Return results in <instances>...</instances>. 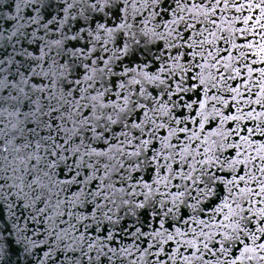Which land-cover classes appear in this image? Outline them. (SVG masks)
Masks as SVG:
<instances>
[{
	"label": "clouds",
	"instance_id": "clouds-1",
	"mask_svg": "<svg viewBox=\"0 0 264 264\" xmlns=\"http://www.w3.org/2000/svg\"><path fill=\"white\" fill-rule=\"evenodd\" d=\"M41 3L56 19L63 18L61 4L68 8L69 20L63 29L41 18ZM178 3L0 0V264H162L153 259L149 247L158 239L150 227L156 213L171 208L177 217L183 208L197 218L213 216L216 168L209 173L197 151L208 158L220 156L221 163L224 154L210 142L211 152L200 149L198 143L189 152L185 146L194 140L181 136L172 138L166 151L163 144H156L153 155L160 152L165 158L154 162L142 142L156 143L153 129L161 123L171 124L179 135L180 125L173 124L170 108L174 105L175 112H180L184 107L180 100L188 103L180 96L159 107L163 97L158 94L168 91V81L175 84L174 77L179 75L180 58L173 47L180 40L169 21ZM80 26L82 35L91 30L108 43H100L90 57L97 61L92 66L96 74L89 71V78L77 84L83 63L77 59L80 54L69 50L72 44L67 40L65 46L53 40ZM38 44H43V53L30 57L28 49ZM101 58L106 65L99 64ZM134 61L141 62L140 69L132 63L124 74ZM157 63L162 67L146 75L147 68ZM101 67L105 71H99ZM33 80L42 84L33 88ZM138 104L150 105L144 117L148 127L137 130L128 123L125 128V121L136 120ZM122 131L126 135H120ZM193 131L198 132L195 125ZM187 155L201 163L192 165L196 171L191 172V182L181 181L175 191L174 180L168 179L165 185L168 173L150 171L154 164L157 169L161 164L183 165ZM69 176L70 182L61 183ZM149 176L158 182L145 183ZM215 192L220 195L218 188ZM97 203L95 214L84 219L88 206ZM217 230L211 225L205 229L209 234ZM145 238L151 241L147 247H143ZM249 255L252 259L244 264H264V251ZM209 264H226V259L209 257Z\"/></svg>",
	"mask_w": 264,
	"mask_h": 264
},
{
	"label": "snow or ice",
	"instance_id": "snow-or-ice-1",
	"mask_svg": "<svg viewBox=\"0 0 264 264\" xmlns=\"http://www.w3.org/2000/svg\"><path fill=\"white\" fill-rule=\"evenodd\" d=\"M60 7L63 9L62 19L54 18L53 13L48 11L46 3H41L38 9L42 13L41 18L57 30L63 29L69 20L68 8H65L63 4ZM254 8L259 9L260 16L252 27L258 26L264 29V23H261L264 20V2L245 4L239 3L238 0H179L178 11H173L169 16V21L173 25L172 30L180 40V44L173 47V52L180 58V67L179 75L174 77L175 84L169 80L168 91L158 94L163 97L159 107L163 108L165 104H172L180 96H185L188 103L185 104L184 100H180V103L184 105L180 112H175L174 105L170 108L173 113V124L180 125L179 135L171 124L161 123L153 129V139L156 143L147 139L142 141L148 145L144 151L148 152L154 162L158 157L164 160L163 153L156 152L153 155L156 144H163L166 151L171 146L172 138L179 139L184 136L189 140H194L193 143L185 146L189 152L196 148L197 143L200 149L211 152L212 149L207 147L210 142L215 146L216 152L225 156L221 163L220 156L213 155L208 158L201 151H197V155H201V161L208 165L209 173H212L213 166L216 168L215 173H212L214 176L213 196L216 197L212 204L213 216L206 217L201 214L197 218L183 208L180 209L181 214L177 217L172 216L173 209L171 208L164 213H156L154 216V223L150 225L151 234L158 239L149 247L159 249L158 256L163 253L170 261L175 260V264H196L197 261L201 264H209V257L216 259L220 256L225 257L226 264H244L246 259H252L249 253L264 251V142H260L264 141V112L257 113L255 109L245 112L240 107L241 103L264 105V84L260 85L261 95L255 101H245L240 87L228 85L229 80L235 81L241 76V67H237V64L247 70L248 77H252L253 72L259 71L260 77L264 78V68L257 70L245 63L248 60L247 52L254 48L256 49L255 54L259 57L256 62H264V44L236 42L237 33L247 35L249 31L247 25L253 19L252 15L232 19H225L221 16L219 23L214 19L217 10L228 12L235 9L237 12H243L247 9L251 13ZM241 19L246 27L237 28L235 21ZM83 32L84 29L80 26L72 34L66 33L64 38L53 40V43H59L61 46H65V40H67L72 44L69 50L80 54L77 59H82L83 63L79 75L75 78L77 84L81 79L89 78V71L93 76L96 74V69L92 66L96 65L97 61L90 57L100 43L103 45L108 43L107 40L101 41L99 34L94 35L91 30L82 35ZM81 40L85 43L80 44ZM94 40L97 43H93ZM221 43L229 47L221 49L219 47ZM181 47L184 49L183 52H181ZM209 49H215V51ZM42 53L43 44L28 49L30 57ZM132 63L135 64L136 70L140 69V61L130 62V68L125 69L124 74L131 69ZM99 64L106 65L107 60L101 58ZM144 64L146 66L147 61ZM161 67L158 63L154 64L153 67L147 68L146 75L154 73ZM99 71L103 72L105 69L101 67ZM224 73H229V75L226 76ZM12 79L15 80L16 77ZM38 83L42 84V81L33 80L32 87H37ZM244 83L247 85L248 81ZM189 89L192 90L191 94H188ZM3 90H7L6 85ZM169 96H171V101L168 99ZM149 107L150 105L147 104L136 105L139 109L136 120L125 121L124 127L132 123L134 129L140 130L142 126L147 128L149 121H146L144 117L147 116ZM233 107L236 109L234 113L232 112ZM177 117H184V119L180 120ZM244 121L251 122L252 126L249 127L247 123H243ZM194 125L200 131H193ZM165 130L166 134H164ZM188 132H192V137H187ZM120 135L123 136L126 133L122 131ZM184 161L183 165L173 163L170 167L161 164L159 169L154 164L150 171L168 173L165 185L168 179L174 180L173 191H175L181 181L191 182V172L196 171L192 165L201 163V161H196L192 155L185 156ZM172 171L176 172L175 176L171 175ZM185 172H189V175H185ZM71 179V176L64 177L61 183H68ZM81 179L84 178L81 177ZM93 179L95 180V177ZM149 180L158 182L152 176L145 178L144 182L147 183ZM217 188L220 190L219 196H216L215 189ZM98 207V203L90 204L84 219L95 214ZM230 210L236 211L229 215ZM233 224L237 226L230 227ZM210 225L217 227L218 230L212 234L207 233L205 229ZM104 231L107 232L106 227ZM206 235L208 239H204ZM212 236L216 239H212ZM144 242L147 243V241ZM172 242L176 244L175 252L166 251L164 246H171ZM216 249L220 251L217 252ZM182 252H187L188 255H182Z\"/></svg>",
	"mask_w": 264,
	"mask_h": 264
},
{
	"label": "water",
	"instance_id": "water-1",
	"mask_svg": "<svg viewBox=\"0 0 264 264\" xmlns=\"http://www.w3.org/2000/svg\"><path fill=\"white\" fill-rule=\"evenodd\" d=\"M238 2L239 3H245V4H247V3H259V0H238ZM248 15H252V17H253V19L249 22V25H247L249 31H248L246 36L240 35L239 33H237L236 42L240 43V44H247L248 42H252L255 45L264 44V39H262V37H264V29H261L258 26L252 27V25L255 24L256 19L260 16L259 9L254 8L251 13H249V11L247 9H245L243 12H237L235 9H231L228 12H221V10H217V13H216V16L214 17V19L217 21V23H219L221 16H224L225 19H232L235 17H241L242 18L243 16H248ZM261 23H264V20H262ZM235 24H236L237 28L246 27L242 23V19L236 20ZM219 47L221 49H223V48H228L229 46L221 43L219 45ZM209 50L215 51V49H209ZM255 53H256L255 48L252 51L247 52L248 60L245 63L252 65L257 70L264 68V62H256L259 60V57ZM222 54H226V53H222ZM233 54L235 55V52ZM197 59L199 61V58H197ZM254 62H256V63H254ZM237 67H241V76L238 77L235 81L229 80L228 85L230 87H237V86L240 87L241 92L243 94V98L245 101H247V100L255 101L256 98L261 95L260 85L264 84V78L260 77L259 71L253 72L252 77H248L247 70L245 68H243L239 64H237ZM224 74L226 76L229 75V73H224ZM245 81H248L247 85H245V83H244ZM237 99L239 100L240 98L238 97ZM230 103H232L231 100H230ZM240 107L245 112L251 111L253 109H255V111L257 113L264 112V105H258L255 103H252L250 105L241 103ZM235 111H236V109H235V107H233L232 112L234 113ZM243 123H247L249 127L252 126L251 122H249V121H244ZM243 123H242V126H243ZM234 126L235 125H233V127ZM195 129L197 131H199V129L196 128V126H195ZM164 134H166V130H165ZM260 142H264V141H260ZM145 241H147V243H144L143 247H147L148 244L151 243V241L147 240V238H145ZM164 248L168 252H175L176 244H175V242H172L171 246L165 245ZM152 252H153V259L158 258L162 262V264H173V261H170L168 259V257L166 255H164L163 253H160L159 256L157 255V253L160 252L159 249L153 248ZM181 254L182 255H188L187 252H182Z\"/></svg>",
	"mask_w": 264,
	"mask_h": 264
}]
</instances>
